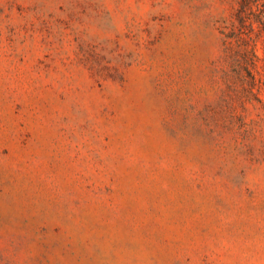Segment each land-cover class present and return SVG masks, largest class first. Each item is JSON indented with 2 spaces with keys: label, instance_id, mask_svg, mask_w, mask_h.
<instances>
[{
  "label": "rangeland",
  "instance_id": "374dc122",
  "mask_svg": "<svg viewBox=\"0 0 264 264\" xmlns=\"http://www.w3.org/2000/svg\"><path fill=\"white\" fill-rule=\"evenodd\" d=\"M231 7L0 0V264H264V33Z\"/></svg>",
  "mask_w": 264,
  "mask_h": 264
},
{
  "label": "trees",
  "instance_id": "16d2710c",
  "mask_svg": "<svg viewBox=\"0 0 264 264\" xmlns=\"http://www.w3.org/2000/svg\"><path fill=\"white\" fill-rule=\"evenodd\" d=\"M232 4L230 16L224 20L228 23L226 27L230 31L226 33V37H235L236 47H245L256 56V45L251 44L248 39L251 35L248 33H264V0H227ZM248 30V31H246ZM248 39L246 38V36ZM234 45L229 42L228 48L232 49Z\"/></svg>",
  "mask_w": 264,
  "mask_h": 264
}]
</instances>
